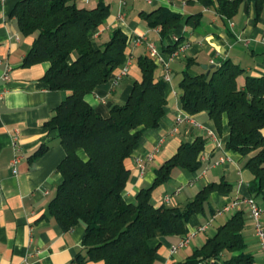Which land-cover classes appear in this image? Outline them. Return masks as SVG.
<instances>
[{"label":"trees","instance_id":"obj_1","mask_svg":"<svg viewBox=\"0 0 264 264\" xmlns=\"http://www.w3.org/2000/svg\"><path fill=\"white\" fill-rule=\"evenodd\" d=\"M198 1L228 20L241 5L239 0ZM251 1L259 14L264 0ZM110 16L111 6L103 1L90 9L79 7L78 0H22L11 12L23 35H36L23 65L49 63L43 78L48 88L70 92L48 122L58 130L66 152L58 166L63 180L49 204V214L64 231L78 224L85 226V255L79 254L72 264H154L157 248L151 241L157 234L187 237L191 218L203 213L211 195L227 191L229 184L207 185L182 208L154 205V190L171 180L174 169L192 173L201 169L199 156L206 140L197 138L182 144L157 170L155 182L138 193L135 203L125 201L123 193L130 178L126 162L145 133L158 128L165 116L167 83L156 79V62L144 56L138 60L141 80L134 83L124 105L114 106L110 116L103 118L87 103L86 96L128 61L129 40L120 29L102 47L94 46L92 33ZM140 16L150 28L159 29L163 39L174 34L185 19L164 7ZM200 16L186 18L187 25L196 26ZM181 41L166 50L172 53ZM192 64L190 60L188 67ZM244 72L230 60L209 74L193 76L185 71L180 99L190 117L207 113L219 132L227 117L230 136L226 149L245 157L255 154L245 165L255 177L249 191L264 205V76H249L239 88L238 78ZM45 150L41 147L38 154ZM246 219L245 211L235 213L184 261L173 264H254L243 234Z\"/></svg>","mask_w":264,"mask_h":264},{"label":"crops","instance_id":"obj_2","mask_svg":"<svg viewBox=\"0 0 264 264\" xmlns=\"http://www.w3.org/2000/svg\"><path fill=\"white\" fill-rule=\"evenodd\" d=\"M20 1L0 0V264H72L79 254L85 255V226L78 224L64 231L49 214V204L63 180L58 166L66 152L58 130L48 122L70 92L48 88L43 78L49 63L31 67L23 65L36 35H23L16 18L11 17ZM100 1L106 3L105 0H93L86 5L78 0V6L94 9ZM239 1V11L230 20L221 18L212 8H204L198 0H126L125 4L116 0L109 4L111 16L105 25L92 33V40L95 47H102L112 33L120 29L129 40L128 72L118 80L122 69L117 70L85 99L103 118H108L114 106L127 102L134 83L141 80L138 60L149 56L148 44L155 45L160 53L156 79H162L166 69L171 73L165 92V116L158 128L145 133L126 162L130 178L123 193L124 199L127 203H135L138 193L153 185L157 170L175 156L182 144L193 143L197 138L205 139L203 153L206 160L201 169L196 173L174 169L171 180L154 190L153 203L156 207L182 208L207 185L226 182L229 184L227 191L213 193L205 211L191 218L189 234L228 208L215 217L205 233L192 238L199 248L210 237L202 234L206 235L216 226L214 235L216 229L235 213L245 211L247 219L243 234L248 252L254 256V264H264V253L248 207L244 204L233 207L236 201L251 197L249 187L255 177L245 165L255 154L245 157L226 149L230 136L226 116L219 132L205 112L193 116L194 121L186 119L189 115L183 110L180 99L183 73L200 75L206 72L203 66L217 67L227 60L239 65L245 71L238 78L239 88L245 86L249 76H264V5L258 14L254 1ZM160 7L185 18L175 33L164 39L159 29L150 28L140 16L142 12L149 13ZM197 14L201 16L196 26L187 25L186 18ZM135 38L144 39V44L134 46L132 40ZM176 39H182L179 44H187V48L179 58L172 59L166 49L174 46ZM190 60L193 64L188 67ZM6 69L10 70L9 81L3 79ZM180 118L182 121L178 123ZM15 139L18 140L19 153L23 155L16 175L10 166L16 154ZM41 147L46 150L38 154ZM221 159L223 163H220ZM166 196L170 197L168 203L165 202ZM257 201L264 211L260 199ZM262 221L264 223V214ZM181 240L179 236L158 233L151 241V245L157 248L154 264L184 261L189 255L181 252L189 248L191 240L177 253L171 252Z\"/></svg>","mask_w":264,"mask_h":264},{"label":"built area","instance_id":"obj_3","mask_svg":"<svg viewBox=\"0 0 264 264\" xmlns=\"http://www.w3.org/2000/svg\"><path fill=\"white\" fill-rule=\"evenodd\" d=\"M91 1H93V0H82V2L86 5L89 4ZM119 1L121 4H125V2H126V0H119ZM147 2H151V0H147ZM176 41L178 42V39H176ZM132 44L134 46L143 45L144 39L135 38L132 40ZM147 46L149 49L150 58H152L156 63L159 62L160 61V53L156 49L155 45L148 44ZM186 48H187V44H179L177 46V48L172 53H170L171 58L172 59L179 58L180 55L186 50ZM127 72H128V64H126L122 68L121 73L118 75L117 79L118 80L121 79L123 76H125L127 74ZM3 79L6 81L10 80V70L9 69H6V71L4 72ZM162 79L166 83L170 82L171 73L168 69H166V72H165L164 76L162 77ZM186 119L194 121L193 118L190 116H187ZM181 121H182L181 118L178 119V123H180ZM195 124H196V122H195ZM175 131H177V129ZM212 136H214V135H212ZM13 147L16 150V154H15L14 158L12 159L10 166H11L13 173L16 175L18 172V170H17L18 164L23 160V155H21L19 153V150H18L19 144H18L17 139H15V141L13 142ZM205 160H206L205 154L202 152L199 156V161L202 163ZM223 162H224V160L221 159L220 163H223ZM169 201H170V197L166 196L165 202L168 203ZM242 204L246 205L249 209V214L253 220L256 235H257V237L261 243L262 251L264 253V223L262 221V216L264 214V211H263L262 207L257 203V201L253 197H248V198L243 199V200H238L233 204V207H237V206H240ZM225 211H228V208H224V210L217 213V215H221ZM215 217H212L206 224L200 226L195 232L189 234L185 238H182L180 243L172 248V251H171L172 254H175L181 248L186 247L189 244V241L192 238L196 237L198 234L205 233L208 230V228L213 224Z\"/></svg>","mask_w":264,"mask_h":264},{"label":"rangeland","instance_id":"obj_4","mask_svg":"<svg viewBox=\"0 0 264 264\" xmlns=\"http://www.w3.org/2000/svg\"><path fill=\"white\" fill-rule=\"evenodd\" d=\"M105 2L107 3V5H109V4H114L116 2V0H105ZM137 9H139V8H137ZM215 227L212 228V230H210L206 235L202 234V236L203 237L212 236L213 235V230L215 229ZM190 243L191 244H190L189 248L186 249L185 251L183 250L181 253L186 254V255L187 254L190 255L197 248L195 239H192Z\"/></svg>","mask_w":264,"mask_h":264},{"label":"water","instance_id":"obj_5","mask_svg":"<svg viewBox=\"0 0 264 264\" xmlns=\"http://www.w3.org/2000/svg\"><path fill=\"white\" fill-rule=\"evenodd\" d=\"M215 66H211L210 68L208 66H203V69L207 71V74L210 73L211 69H213Z\"/></svg>","mask_w":264,"mask_h":264}]
</instances>
